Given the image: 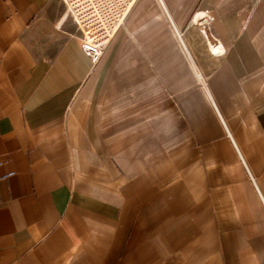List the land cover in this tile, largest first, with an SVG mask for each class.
<instances>
[{
	"label": "crops",
	"instance_id": "1",
	"mask_svg": "<svg viewBox=\"0 0 264 264\" xmlns=\"http://www.w3.org/2000/svg\"><path fill=\"white\" fill-rule=\"evenodd\" d=\"M93 1L0 0V264H264V0Z\"/></svg>",
	"mask_w": 264,
	"mask_h": 264
},
{
	"label": "rangeland",
	"instance_id": "2",
	"mask_svg": "<svg viewBox=\"0 0 264 264\" xmlns=\"http://www.w3.org/2000/svg\"><path fill=\"white\" fill-rule=\"evenodd\" d=\"M61 1L62 3L66 4L65 15L66 16L68 15V18H70V20L74 23L77 33L79 32L84 36L86 34H89L90 32L89 25L95 18L100 19V17H102L103 20H105V22L107 21L101 9H98V11H96L97 9H95V6H98L99 8V4L96 1L95 3L93 0H61ZM107 14L108 13H106V15ZM167 96L171 97V95L168 93Z\"/></svg>",
	"mask_w": 264,
	"mask_h": 264
},
{
	"label": "built area",
	"instance_id": "3",
	"mask_svg": "<svg viewBox=\"0 0 264 264\" xmlns=\"http://www.w3.org/2000/svg\"><path fill=\"white\" fill-rule=\"evenodd\" d=\"M110 1V0H108ZM115 5H117L116 1L118 0H113ZM119 2V1H118ZM126 2H124L125 4ZM133 6V5H132ZM130 8V10L128 11V13L126 14V17L124 18L123 22L121 23V25H119V27L117 28V30L119 31V29H121L123 26H124V23H125V20L126 18L128 17V15L130 14L131 10H132V7ZM117 30L113 33L112 37L109 39V41L107 42V45L113 40V37L115 36ZM216 40V39H215ZM82 48L84 49V51L87 53V55H89L91 57V59L94 61V62H98L99 59L101 58L102 54L101 55H98V52H97V49L93 46H90L88 44H84L82 43ZM105 49V47H104Z\"/></svg>",
	"mask_w": 264,
	"mask_h": 264
},
{
	"label": "bare ground",
	"instance_id": "4",
	"mask_svg": "<svg viewBox=\"0 0 264 264\" xmlns=\"http://www.w3.org/2000/svg\"><path fill=\"white\" fill-rule=\"evenodd\" d=\"M134 1L135 0H133V4L132 5H134ZM133 7V6H132ZM131 8V7H130ZM130 9H128V11H129ZM128 13V12H127ZM200 16H203V17H205L206 15L205 14H199V17ZM126 17V16H125ZM196 23H197V25H199L200 24V22L198 21V20H196ZM203 34L205 35V37H207V32L205 31H203ZM82 43H84V44H88V45H90V46H93V47H95L96 49H97V52H98V55H101V54H103L104 53V51H105V49H106V46H107V44L106 45H101V44H99V43H96L95 42V39L93 38V37H90V36H87V37H85V39H84V41H82L81 42V48H82ZM209 43V47L211 48L212 47V42H211V44H210V42H208ZM213 46H215V48L217 49L220 45L218 44V45H215L214 43H213ZM104 47H105V49H104ZM83 49V48H82ZM211 50H212V48H211ZM83 51H84V49H83ZM85 52V51H84ZM86 53V52H85ZM222 53H224V51L222 52Z\"/></svg>",
	"mask_w": 264,
	"mask_h": 264
}]
</instances>
